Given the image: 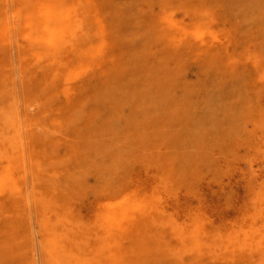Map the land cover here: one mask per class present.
<instances>
[{
  "label": "rangeland",
  "instance_id": "1",
  "mask_svg": "<svg viewBox=\"0 0 264 264\" xmlns=\"http://www.w3.org/2000/svg\"><path fill=\"white\" fill-rule=\"evenodd\" d=\"M64 1L76 34L59 71L81 65L70 97L40 95L26 41L0 35V132L12 113L25 126L12 153L20 197L0 191V264H45V225L62 217L99 244L108 205L135 189L160 208L143 249L126 241L135 264H264V247L241 245L250 226L264 232V0ZM168 220L199 223L202 245L178 252Z\"/></svg>",
  "mask_w": 264,
  "mask_h": 264
},
{
  "label": "bare ground",
  "instance_id": "2",
  "mask_svg": "<svg viewBox=\"0 0 264 264\" xmlns=\"http://www.w3.org/2000/svg\"><path fill=\"white\" fill-rule=\"evenodd\" d=\"M74 20L75 18L72 14V9L67 4H65L64 0H37L35 2L30 0H13L12 4L7 5L5 8H2L0 5V35H5L6 32H11L12 28L14 27L16 32H19V34L22 36V40L26 41L27 43L26 47L28 54L22 55V59L27 60L30 58V62L34 63L35 66L40 67L44 72L45 77L43 82L39 85L41 88L39 90L40 95L43 94L53 97L56 93L62 91L67 95V97H70L72 93L70 81L77 78L81 65L78 66L79 62L76 63V65H70L66 72H60L59 68L60 65H62V67L67 66V62H65L67 59L64 60L62 57L64 54H67L65 53L66 49L64 48L66 47V42L72 38L71 35L76 34V32L72 34ZM18 48L21 50L24 48L22 43L18 44ZM76 52L79 53L80 56L77 54V57L80 60L83 55H91V52L88 50H77ZM58 77L62 78L63 80V87L60 90L58 89V84L56 82ZM2 97L10 96L2 93ZM48 114L49 111L46 110L41 116L44 118L47 117ZM18 115V113L17 115L12 113L11 115L5 116L3 118L5 121L4 126L7 127L8 130L7 125H9V134L3 135V133L0 132V163L3 162V160H6L5 165H0V191L2 189H8L9 191H12L11 194L17 198L20 197L19 192H17L19 189L18 187H20L18 179H21L22 177L19 176V178H16V176L13 175L12 166L16 163L12 153L15 152L14 150L17 146L15 140L18 139V131L20 132V127H22L21 125L19 127L18 122L20 121L18 120ZM55 119L51 120L54 125H56L58 121L57 118ZM31 123H33L32 119L30 120V125ZM25 130H27V127ZM35 142V136H30L29 152L35 149ZM24 154L23 156L25 157L26 155ZM28 157L30 158L32 155ZM54 158L44 154L42 159L47 164L51 165L54 163V161H57L56 158ZM30 160L31 158L29 161ZM40 161L41 159L34 161L35 166L33 167H35V170H39L38 162ZM25 163L26 162H24V166ZM34 174L32 171V175ZM31 190H33V188ZM153 198L154 196L141 193L135 189L126 192L117 201H113L111 203L109 202V205L106 203L105 205H108L109 207L108 211H106L107 213L104 215L106 221L105 237L101 236V238H103H100L101 240L99 241V244L97 243L99 237L96 238L97 241L94 242L95 246L91 245L93 240L91 242L89 241L91 244H89L88 241H85L86 238L81 235V232L76 226L70 227L68 223L66 224V221L62 216L61 219L58 218L53 222H50L49 218H47L49 222L45 225L47 250L45 248L43 252H47L44 253L46 255L44 256V263L135 264V261L137 258H139L138 253L134 252L133 247L128 246L126 241L132 239L134 240V243H136L140 248V250L143 249L141 248L143 247V242H141V240H137L136 238L138 237V234L143 231L144 223L152 219L156 212H160L157 200L156 198ZM42 200L44 203H39L45 204L49 199L46 201L45 199ZM53 208L55 209V207ZM55 214L54 217L56 218L58 214ZM199 218L202 219L201 217ZM169 223L173 228V233H175L180 240V248L178 252H181L186 248L188 241H191L192 245L197 248L198 246L200 247L202 245L198 242L197 237V233L200 232L199 223H195L191 228L181 227L172 220H170ZM250 228V231H244V237L241 240V245L251 248L264 247V232L262 229L254 227L253 225L250 226Z\"/></svg>",
  "mask_w": 264,
  "mask_h": 264
}]
</instances>
